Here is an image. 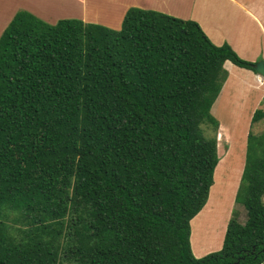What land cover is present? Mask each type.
I'll return each mask as SVG.
<instances>
[{"label":"trees","instance_id":"trees-1","mask_svg":"<svg viewBox=\"0 0 264 264\" xmlns=\"http://www.w3.org/2000/svg\"><path fill=\"white\" fill-rule=\"evenodd\" d=\"M227 60L256 71L163 11L132 6L113 28L18 10L0 36V264H262L264 133L248 134L236 196L247 221L217 251L191 244Z\"/></svg>","mask_w":264,"mask_h":264},{"label":"rangeland","instance_id":"rangeland-1","mask_svg":"<svg viewBox=\"0 0 264 264\" xmlns=\"http://www.w3.org/2000/svg\"><path fill=\"white\" fill-rule=\"evenodd\" d=\"M50 1L53 3V5L46 4L45 0H35L38 9L46 11V14L48 15L64 14L63 12H55L57 9L72 10L71 12L74 13L79 12V10L75 7V1L77 2V0ZM127 1L133 0H122V2ZM113 2L114 0H87L88 16L98 17L97 15L105 12L108 8H111V10H113V13L118 16L119 11L121 10V5L120 3L116 5L117 1L114 4ZM256 2L258 6H264V0H256ZM2 7H4V3L3 0H0V31H2L4 27H7L10 23V21H8V14L10 13L6 11V8L3 9ZM263 40L264 39H262L261 41ZM216 44L221 45L223 43ZM263 44L264 43H262V45ZM240 56L243 57L242 55ZM256 59L257 62L260 60H264L263 52H261V54ZM233 68L234 69L232 70L231 68H227L228 70H231V74L228 76V79L223 86V90L221 91L212 107L213 113L225 129L222 130L223 126L219 127L218 151L220 161L216 167L214 184L211 187L210 191L209 200L210 197L211 200H208L209 205H207L208 207L207 209H205V212L198 219H195L193 223L194 239L193 243H191L193 250L194 248L196 250L195 237L198 236L196 235V233L198 230H200L201 232L204 231V222L205 219H207L209 216L210 218L212 216L214 218V221L217 218V223H207L210 227L208 232V234L211 236L210 244H213L216 241L218 242V244H220V242H223L225 236L224 232L226 231L228 227L227 225L233 215H237L238 213V220L240 222L244 223L247 221V209L245 208L244 204L238 203L236 201V196L246 162L248 134L251 130L254 133H264V118L260 119L258 122H252V117L255 110L258 108L264 109V86L263 88L259 86L256 80L251 77V73H247V71H244L246 70L244 69V67L235 65ZM248 108L250 109L247 110ZM210 209H212L213 212H210ZM227 218L228 220H226ZM212 236L214 240H212ZM210 244L208 245L206 243V246L209 247ZM194 254L196 255L195 251ZM262 264H264V262Z\"/></svg>","mask_w":264,"mask_h":264},{"label":"crops","instance_id":"crops-1","mask_svg":"<svg viewBox=\"0 0 264 264\" xmlns=\"http://www.w3.org/2000/svg\"><path fill=\"white\" fill-rule=\"evenodd\" d=\"M116 1V5H118V3L121 5V10L119 11L118 16L113 13L111 8H108L105 12L97 15L98 17L88 16L87 0L75 1V7L79 10L78 13H64L57 15H48L39 11L40 9L36 6L35 0H3L4 7L2 8H6V11L10 13L8 14V21H11L13 15H15L18 10H28L50 23H54L60 18H78L86 22L100 23L113 28L121 27L127 10L132 6L154 9L184 19L198 21L213 42L220 44L229 42L240 55L245 57V59L256 62V58L261 52L264 54V44L262 45L264 40L261 41L264 39V6H258L256 0H133L127 2L114 0L113 4ZM3 30L0 31V35ZM225 64L227 68H231V70L234 69L233 67L235 64L230 60H227ZM244 69H246L244 71H247V73H251V77L263 88L264 76L262 77L257 71L247 68ZM231 70H229V75L231 74ZM220 126L223 125L220 123ZM209 201L199 212L200 214L198 213L192 220L191 243H193L194 239L193 223L195 219H198L205 212V209L208 207L207 205H209ZM208 220L209 218L205 219L203 233L206 237V243L209 245L211 243V236L208 234L210 228L208 225L213 222L217 223V218L215 221L211 222H208ZM226 220H228V218ZM207 222L209 224H207ZM225 232L224 234L226 235ZM212 240H214L213 236ZM222 243L224 244V240L215 248L207 246L204 250L199 252H196L195 248L193 251H195L196 256L202 257L204 254L206 255L210 252L221 249L223 247Z\"/></svg>","mask_w":264,"mask_h":264},{"label":"bare ground","instance_id":"bare-ground-1","mask_svg":"<svg viewBox=\"0 0 264 264\" xmlns=\"http://www.w3.org/2000/svg\"><path fill=\"white\" fill-rule=\"evenodd\" d=\"M46 1V4H51V5H53V3L49 0V1H47V0H45ZM42 13H45L46 14V11H44V10H40ZM72 10H60V9H57L55 12H63V13H69V12H71ZM78 12V11H77ZM71 13H74V12H71ZM251 108V107H250ZM250 108H248L247 110H249ZM231 162V161H230ZM230 164V163H229ZM220 176H221V174H220ZM219 180H223V179H219ZM218 180V181H219ZM233 195V194H232ZM210 212H213V210L212 209H210ZM213 214V213H212ZM225 215H227V214H225ZM209 218V220H208V222H211V220L212 221H214V218L211 216V218H210V216L208 217ZM207 222V223H208ZM196 235H198L197 237H195V242H196V252H199V251H201V250H204L205 249V247H207L206 246V237H205V234L203 233V232H201L200 230H198L197 231V233H196ZM218 245V242L216 241V242H214L213 244H210V246H213V247H215V246H217ZM209 246V247H210Z\"/></svg>","mask_w":264,"mask_h":264},{"label":"water","instance_id":"water-1","mask_svg":"<svg viewBox=\"0 0 264 264\" xmlns=\"http://www.w3.org/2000/svg\"><path fill=\"white\" fill-rule=\"evenodd\" d=\"M256 71L261 74L262 76H264V60H260L258 62L255 63L254 65Z\"/></svg>","mask_w":264,"mask_h":264}]
</instances>
